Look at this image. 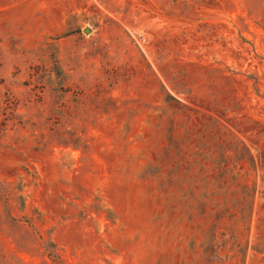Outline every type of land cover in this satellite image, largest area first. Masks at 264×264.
I'll return each mask as SVG.
<instances>
[{"label":"rangeland","instance_id":"1","mask_svg":"<svg viewBox=\"0 0 264 264\" xmlns=\"http://www.w3.org/2000/svg\"><path fill=\"white\" fill-rule=\"evenodd\" d=\"M0 79V264H264V0H0Z\"/></svg>","mask_w":264,"mask_h":264},{"label":"trees","instance_id":"2","mask_svg":"<svg viewBox=\"0 0 264 264\" xmlns=\"http://www.w3.org/2000/svg\"><path fill=\"white\" fill-rule=\"evenodd\" d=\"M18 100L11 90L0 79V137L11 128L22 126L23 122L17 114ZM48 256L58 258L53 251H48Z\"/></svg>","mask_w":264,"mask_h":264}]
</instances>
